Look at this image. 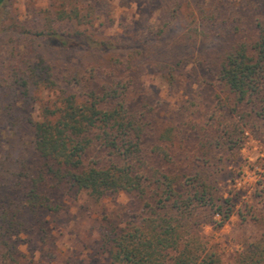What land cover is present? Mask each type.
Listing matches in <instances>:
<instances>
[{"label": "rangeland", "instance_id": "rangeland-1", "mask_svg": "<svg viewBox=\"0 0 264 264\" xmlns=\"http://www.w3.org/2000/svg\"><path fill=\"white\" fill-rule=\"evenodd\" d=\"M73 10L84 17L82 24L74 21L60 24L57 29L82 31L108 42L112 47L107 54L92 49L58 51L33 41L30 34L46 29L47 14ZM202 13L213 17L215 32L208 36L201 30L212 25L199 18ZM2 19L0 62L5 66L19 62L24 53L32 63L41 58L59 73L80 64L106 63L112 58L129 61L132 106L147 103L156 109L161 124L177 131L170 146L176 160L173 169L189 175L200 173L207 179L216 204L228 201L230 207V217L222 226L221 216L200 211L191 218L186 234L205 245L220 264H235L245 245L262 236L261 130L244 129L243 142L229 149L217 146V133L204 128L210 115L219 113L218 97H224L214 79L213 62L238 40L239 32L242 36L256 33L257 25L264 23V0H7ZM165 25L164 35L157 40V32ZM24 91L23 87L5 93L0 89V114L8 108V120L18 119L21 123L16 134L0 126V177L9 167L7 161L19 155L30 173L23 180L26 187L29 179L37 175L42 160L34 150L32 129L24 121H40L43 106L54 99L55 93L30 87L26 96ZM204 151L206 163L195 160L203 159ZM155 166L171 171L160 162ZM15 182L14 178L5 181L0 196L23 208L17 219L23 221L24 229L11 238L16 264H109L104 235L118 232L142 213V203L134 194L119 193L94 201L85 191L62 187L49 195L55 210H39L32 215L23 189L10 190Z\"/></svg>", "mask_w": 264, "mask_h": 264}, {"label": "trees", "instance_id": "trees-1", "mask_svg": "<svg viewBox=\"0 0 264 264\" xmlns=\"http://www.w3.org/2000/svg\"><path fill=\"white\" fill-rule=\"evenodd\" d=\"M6 3L0 0V26ZM199 18L205 23L213 21L205 13ZM83 20L76 10L47 14L46 29L30 35L34 42L58 51L92 49L107 54L110 43L82 31L57 29L60 24L76 21L80 25ZM211 25L203 27L201 34H213ZM166 27L157 32V40ZM241 33L213 62L214 79L224 97H218L219 113L211 114L204 128L217 133V146L229 149L240 146L244 129L261 130L264 138V23L257 25L252 36ZM20 59L10 66L0 62V89L5 93L23 87L27 96L30 87L44 88L55 97L43 106L40 121H24L32 129L34 150L42 160L37 175L24 187L23 180L30 173L21 156H15L7 161L10 169H3L0 194L4 182L14 178L10 190L23 189L32 215L39 210H55L49 195L62 187L85 191L94 201L119 193L134 194L142 203V213L118 232L103 237L109 264H220L205 245L186 234V229L202 210L221 216L222 226L231 214L228 201L216 204L207 179L200 173L189 175L173 169L176 160L170 146L177 131L161 124L156 109L147 103L132 106L131 63L112 58L59 73L41 58L32 63L24 53ZM4 111L0 126L16 134L20 120H8L9 109ZM201 155L203 159L195 160L206 163V151ZM158 162L171 171L156 167ZM22 210L0 196V264L17 263L11 238L24 229L23 221L17 219ZM235 264H264V233L245 245Z\"/></svg>", "mask_w": 264, "mask_h": 264}, {"label": "built area", "instance_id": "built-area-1", "mask_svg": "<svg viewBox=\"0 0 264 264\" xmlns=\"http://www.w3.org/2000/svg\"><path fill=\"white\" fill-rule=\"evenodd\" d=\"M263 182H264V181H263ZM263 188H264V183H263V185L260 186V189H263ZM216 216L219 217L218 214H216Z\"/></svg>", "mask_w": 264, "mask_h": 264}]
</instances>
